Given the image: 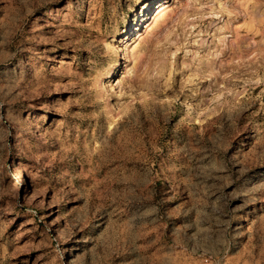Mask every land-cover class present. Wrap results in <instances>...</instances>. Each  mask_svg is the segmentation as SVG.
I'll return each instance as SVG.
<instances>
[{
	"label": "rangeland",
	"instance_id": "1",
	"mask_svg": "<svg viewBox=\"0 0 264 264\" xmlns=\"http://www.w3.org/2000/svg\"><path fill=\"white\" fill-rule=\"evenodd\" d=\"M0 264H264V0H0Z\"/></svg>",
	"mask_w": 264,
	"mask_h": 264
},
{
	"label": "bare ground",
	"instance_id": "2",
	"mask_svg": "<svg viewBox=\"0 0 264 264\" xmlns=\"http://www.w3.org/2000/svg\"><path fill=\"white\" fill-rule=\"evenodd\" d=\"M166 4V3H165ZM165 4H163L162 6H160L158 13H156L155 15V19L157 20L158 18H160L163 14H164V9H165ZM155 20V21H156Z\"/></svg>",
	"mask_w": 264,
	"mask_h": 264
}]
</instances>
